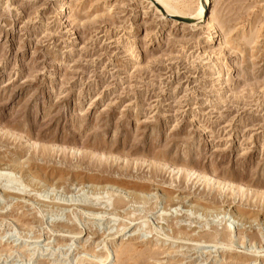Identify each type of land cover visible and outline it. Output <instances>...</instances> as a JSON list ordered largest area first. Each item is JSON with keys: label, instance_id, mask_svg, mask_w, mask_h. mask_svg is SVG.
I'll return each instance as SVG.
<instances>
[{"label": "rangeland", "instance_id": "1", "mask_svg": "<svg viewBox=\"0 0 264 264\" xmlns=\"http://www.w3.org/2000/svg\"><path fill=\"white\" fill-rule=\"evenodd\" d=\"M211 9L0 0V264H264V0Z\"/></svg>", "mask_w": 264, "mask_h": 264}, {"label": "bare ground", "instance_id": "2", "mask_svg": "<svg viewBox=\"0 0 264 264\" xmlns=\"http://www.w3.org/2000/svg\"><path fill=\"white\" fill-rule=\"evenodd\" d=\"M146 1H148L149 4L152 6V8H154L156 13H158L164 19H171L172 18V21H174V23L177 22L180 24L188 25V26L190 25V27L191 26H199L201 23L207 22V26H209V29L211 31H213L215 34L218 33V31H217V29H218V27H217V25H218L217 24L218 23L217 15L215 14L214 10L211 9L212 3L215 0H197L196 1V8L194 7L195 9H192L193 3L188 4L186 1H181V0H180L181 2H179L177 0H146ZM60 8H61V11H63V12H66V10H70L68 3H61ZM177 18L189 19L190 21L182 23V22H179ZM69 29H71V28H69ZM223 84H225V83H223ZM223 84H221V85H223ZM20 139H22V137H20ZM27 142H28V145H30V146H36V143H32L31 140H27ZM164 167L167 168L168 166L165 165ZM174 170H176V169H174ZM185 172L187 173L188 177L194 178V179L199 180V181L207 182L208 184L215 181L214 177H208L207 175H204V174L200 173L199 171L187 170ZM179 173H183V171L178 170L177 174H179ZM216 183L218 185H222L218 180H216ZM13 187L11 186V188L9 189L11 191V194H18V192L15 191L16 188H13ZM11 189L14 191H12ZM230 234H232V232Z\"/></svg>", "mask_w": 264, "mask_h": 264}, {"label": "water", "instance_id": "3", "mask_svg": "<svg viewBox=\"0 0 264 264\" xmlns=\"http://www.w3.org/2000/svg\"><path fill=\"white\" fill-rule=\"evenodd\" d=\"M179 22L185 23V22H189V19H184V18H177Z\"/></svg>", "mask_w": 264, "mask_h": 264}]
</instances>
